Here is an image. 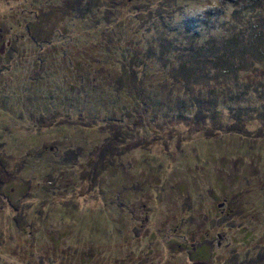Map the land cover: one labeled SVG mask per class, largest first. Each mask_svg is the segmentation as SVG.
Wrapping results in <instances>:
<instances>
[{"label": "rangeland", "instance_id": "1", "mask_svg": "<svg viewBox=\"0 0 264 264\" xmlns=\"http://www.w3.org/2000/svg\"><path fill=\"white\" fill-rule=\"evenodd\" d=\"M0 264H264V0H0Z\"/></svg>", "mask_w": 264, "mask_h": 264}]
</instances>
